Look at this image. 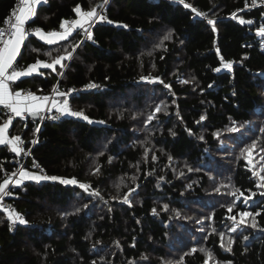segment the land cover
Here are the masks:
<instances>
[{"label":"trees","instance_id":"1","mask_svg":"<svg viewBox=\"0 0 264 264\" xmlns=\"http://www.w3.org/2000/svg\"><path fill=\"white\" fill-rule=\"evenodd\" d=\"M102 2L46 0L27 26L53 30L77 16V4L86 12ZM251 2L109 0L113 23H96L93 40L75 51L79 30L55 44L27 37L20 68L68 52L72 59L22 77L17 88L50 96L58 82L62 93L97 87L68 97L91 123L65 114L33 135L35 119L12 122L11 136L38 141L32 160L47 176L77 184L12 187L8 201L27 223L0 209V264H264V4ZM15 3L0 0V24ZM11 157L0 147V183Z\"/></svg>","mask_w":264,"mask_h":264},{"label":"snow or ice","instance_id":"2","mask_svg":"<svg viewBox=\"0 0 264 264\" xmlns=\"http://www.w3.org/2000/svg\"><path fill=\"white\" fill-rule=\"evenodd\" d=\"M46 2V0H21V4L23 5L19 9V14H14L15 19L14 22L11 20L6 21L10 23V30L8 31V39H4L5 31L0 30V105L4 106L6 109L10 110L11 113H13L16 117H23L25 115L29 116H38L45 110L51 111L52 109H55L57 112H59L61 115H71L74 117H82L84 120H87L89 123L92 121L83 114V112H77L72 111L69 107V102L67 99L63 101H57L55 98H49L48 96H36L35 94L28 92L25 95L21 96V92L19 91H10L9 89V82L10 81H16L20 79L21 77L30 76L32 74H39L43 75L42 72L39 71L40 68H47L51 69L53 72H56V66L59 65L61 68L65 67V64L63 63L66 60L72 59V53L68 52L67 55H59L56 58L52 60L51 63L41 62L39 60L36 61V63L29 65L27 69H18L15 62L17 59V56L20 55L21 47L24 45L25 40L29 35H36L39 39L45 41L48 44H55L57 41L67 40L69 36L72 35L74 30H81L83 31L85 37L87 40H93V32L92 28L94 25L98 22H107V23H113L111 20H108L107 16L102 14L101 12L97 11V7L100 9H103L106 4H108L109 0H103V2L97 7L91 8L89 11H82L81 6L77 4L73 11L80 17V19L73 20L71 22L64 21L61 23L60 27L63 29L62 32H49L45 34L42 29H36L34 32H31L29 30H26L25 24L28 22L33 16H35V9L36 6ZM181 3H183V0H180ZM257 3V0H252V4L255 5ZM260 3L264 4V0H260ZM246 6H247V0H246ZM185 7H190V5H185ZM193 12H196V9H192ZM198 15H206L203 13H198ZM233 17L235 18V14H233ZM208 23L210 25H213V31H215V21L209 19ZM240 23H245L244 20H240ZM247 23L251 24L252 21H247ZM67 25V26H66ZM123 27H127V25H123ZM257 33L261 36H264V25L260 26L257 29ZM51 37V38H50ZM172 37V32L169 31L167 35L164 36V40H169ZM83 40H81L79 43H76L73 46V51H75L77 48H79L83 44ZM32 51H37L36 49H32ZM67 52V49H65ZM45 55L51 56V53H45ZM223 59V58H221ZM232 64L231 62L223 63L224 69H231ZM220 68L215 69V71H220ZM142 79H148L146 77H142ZM154 80H159V77L153 78ZM160 83L163 84V81L160 80ZM182 83H188V81H181ZM58 84L53 86L52 91L56 93V95L59 96H68L70 92L75 91L74 89L68 90L66 92H59ZM166 88L170 89V85H164ZM88 88H95L97 85L95 84H89L87 85ZM211 87V85H209ZM161 109L157 107L156 111H160ZM153 117L149 116V120H151ZM13 117L9 116L8 119L4 122L2 126H0V146H10V150L15 153L16 155H20L25 150L23 147H21L23 141L21 139V136H14L11 139H9L6 135L7 130L12 122ZM205 119V116H201L200 120L203 121ZM102 123V122H101ZM199 123V121L197 122ZM235 130V129H233ZM40 129L37 127L33 131V135L38 133ZM172 135H175V132L172 133ZM203 139V137H201ZM38 141L33 140L32 143L35 144ZM253 149L255 148V143L252 145ZM30 151V150H29ZM261 151H264V149H261ZM155 159V157H153ZM171 159V157H169ZM261 159H264V157H261ZM35 166V163L34 165ZM43 172V169L40 170ZM20 179L15 181V184H13V187L19 186L23 183L24 180H33L36 182L42 181V180H58L60 179L61 183L63 184H77V180L75 178L72 179H61L55 176H47V175H37L34 173L29 172L27 169L21 168L18 170ZM256 174V173H254ZM13 176L16 175V173H12ZM259 179L261 181H264V175L260 176ZM10 178H5L2 183H0V199H3L4 196L11 195V192H9L7 189L9 185L11 184ZM79 187L82 189H85V191L88 190V187L84 184H80ZM258 187H264V184L258 185ZM219 191V189H217ZM239 191V190H237ZM96 195H99V193H95ZM264 195V193H261ZM232 195L235 196V193H232ZM243 195V193H241ZM252 195H255L253 193ZM248 197L247 199H250ZM239 199V197H237ZM247 199L244 200V203L247 204ZM124 201H128V197H124ZM165 209H167V205L164 206ZM79 211V209H77ZM228 211H232V206H229ZM153 212H155V209H153ZM242 217H247L252 215V213H249L247 211L241 212L239 214ZM256 215H260V213H256ZM8 219L12 223L19 222L20 224H26L27 221L19 214V213H8ZM230 219L235 220V217H230ZM255 226V225H253ZM11 230V229H10ZM215 231V229L213 230ZM231 231H235V228H232ZM221 239H223L224 233L219 234ZM247 239V237H245ZM223 247V244L221 245ZM231 251V249H228ZM196 249H192V252L195 253ZM201 252H205L204 249L200 250ZM208 257L211 256V253H206ZM95 264V262H93ZM204 264H208V260L206 259Z\"/></svg>","mask_w":264,"mask_h":264},{"label":"built area","instance_id":"3","mask_svg":"<svg viewBox=\"0 0 264 264\" xmlns=\"http://www.w3.org/2000/svg\"><path fill=\"white\" fill-rule=\"evenodd\" d=\"M262 3H260V0H257V3L255 5L251 4L248 6L249 8H252V7H257L258 5H261ZM23 5L21 4V0H16V3L14 5V8L12 9V11L10 12V14L6 17V19L0 24V30H4L5 31V36H4V39H8V31L10 30V23L6 22V21H9L11 20L12 22H14V19H15V16L14 14H19V9L20 7H22ZM106 6L107 4L104 6L103 9H98L97 11L98 12H101L102 14L106 15ZM197 11V14L198 13H203V14H206L205 12H201L199 10H196ZM199 17L205 19V20H209L210 18L206 15H198ZM78 17V15L75 17V18H69L67 19L66 21L68 22H71L73 20H77L76 18ZM67 26V25H66ZM36 29H41L39 26L37 25H34V26H26V30H29L31 32H34ZM79 30V29H77ZM77 30H74V31H77ZM62 32L63 29H61V27H57L53 30H49V31H43L44 33H49V32ZM73 31V32H74ZM80 32V35H81V40L83 41H88L83 33V31L79 30ZM2 46V45H0ZM17 68L19 69L20 66L18 63H15ZM17 83V81L15 82V84ZM14 84V86H15ZM89 85V84H87ZM87 85L83 86V87H73L72 89H74L75 91H72V93H79L81 91H85V90H88L90 88L87 87ZM16 87V86H15ZM14 87V89H16ZM25 92H31L30 89L26 88L24 89ZM68 96H59V95H56V94H51L50 95V99L51 98H55L57 101H63L65 99L68 100ZM0 112L2 114V116L6 119H8L9 116H12L13 119H12V122L16 119H22V120H25L27 121L28 119H34L32 116H29V115H25L23 117H16L13 113L10 112V110L6 109L4 106H0ZM64 115H61L59 112H57L55 109H52L50 112L45 110L44 112H42L38 119L36 120V122L38 123V128L40 129L42 127V125L46 122V121H50V122H56L58 121L60 118H62ZM36 140V138L34 139ZM23 143L21 145V147L24 148V152L21 153L20 155H16L15 153H13L11 150H10V146L7 147L9 153L12 155L11 157V167L10 168H3V177L4 179L5 178H10L11 179V184L9 185L8 187V191L11 192V189H12V185L15 184V181L18 180L20 178L19 176V172L18 170L21 169V168H24V169H27L29 172H32L34 174H37V175H46V172L43 170V172H41L40 170L43 169L40 164L36 161V160H32V149H33V146L34 144L32 143V141H27V140H24L22 139ZM30 150V151H29ZM35 163V166H33ZM12 173H16L15 176L12 175ZM11 195H8V196H4L3 199H0V209L2 211H4L5 213H8L9 212H12V213H15V208L13 206V204L11 202L8 201V199L10 198ZM15 224V223H13Z\"/></svg>","mask_w":264,"mask_h":264},{"label":"crops","instance_id":"4","mask_svg":"<svg viewBox=\"0 0 264 264\" xmlns=\"http://www.w3.org/2000/svg\"><path fill=\"white\" fill-rule=\"evenodd\" d=\"M42 4V3H41ZM41 4H39V5H37L36 6V9H35V13H36V10H37V8L41 5ZM34 17V16H33ZM33 17L28 21V22H26V24H25V28H26V26H27V24L30 22V21H32V19H33ZM76 19H80V17L78 16ZM45 34H47V33H45ZM51 38V37H50ZM18 57V56H17ZM16 63V62H15ZM27 67L28 66H24V67H21V68H19L20 70H22V69H27ZM40 70V69H39ZM35 74V73H34ZM22 78V77H21ZM20 78V79H21ZM19 80V79H18ZM18 80H16V81H18ZM16 81H10L9 82V89H10V91H13V92H15V91H19V92H21V96H23V95H25L26 93H28V92H25L24 91V89H21V88H17V87H15L14 86V84H15V82ZM14 87L16 88V89H14ZM32 93V92H31ZM34 94V93H33ZM36 96H45V95H37V94H35ZM48 97H50V96H48ZM0 106H2V105H0ZM7 119L5 118L4 120H3V122H1L0 123V126H2L3 124H4V122L6 121ZM11 124H12V122H11ZM11 124H10V126H9V128H8V130H7V133H6V135H7V137L9 138V139H11L13 136H11V134H10V128H11ZM0 147H2V146H0ZM6 147H8V146H6Z\"/></svg>","mask_w":264,"mask_h":264},{"label":"water","instance_id":"5","mask_svg":"<svg viewBox=\"0 0 264 264\" xmlns=\"http://www.w3.org/2000/svg\"><path fill=\"white\" fill-rule=\"evenodd\" d=\"M33 117V116H32ZM38 117H39V115L38 116H35V117H33L35 120H37L38 119Z\"/></svg>","mask_w":264,"mask_h":264},{"label":"rangeland","instance_id":"6","mask_svg":"<svg viewBox=\"0 0 264 264\" xmlns=\"http://www.w3.org/2000/svg\"><path fill=\"white\" fill-rule=\"evenodd\" d=\"M32 173V172H31ZM20 179V178H19Z\"/></svg>","mask_w":264,"mask_h":264}]
</instances>
